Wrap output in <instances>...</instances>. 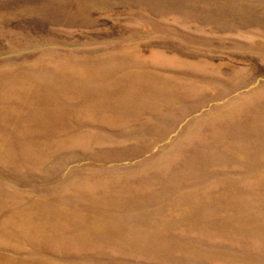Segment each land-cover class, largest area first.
Wrapping results in <instances>:
<instances>
[{
	"label": "rangeland",
	"instance_id": "1",
	"mask_svg": "<svg viewBox=\"0 0 264 264\" xmlns=\"http://www.w3.org/2000/svg\"><path fill=\"white\" fill-rule=\"evenodd\" d=\"M0 264H264V0H0Z\"/></svg>",
	"mask_w": 264,
	"mask_h": 264
}]
</instances>
